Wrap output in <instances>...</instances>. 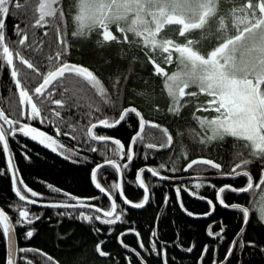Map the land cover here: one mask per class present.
I'll return each mask as SVG.
<instances>
[{
    "label": "snow or ice",
    "instance_id": "obj_1",
    "mask_svg": "<svg viewBox=\"0 0 264 264\" xmlns=\"http://www.w3.org/2000/svg\"><path fill=\"white\" fill-rule=\"evenodd\" d=\"M75 10L76 14L71 17L76 24L72 38H90L95 34L102 49L117 43L126 44L127 51L121 59L132 58L135 63L139 62L136 53L143 52L145 65L152 66L150 79L160 80L154 84L145 82V89L150 92L139 94L148 109L162 113L159 101L163 99L169 105L166 113L180 117L184 123H188V119L182 115L183 111L191 110L192 121L199 125V133H188L193 144L211 147L227 138L234 139V158L229 172L222 171V162L204 156L190 159L182 170L198 173L216 170L219 176L229 175L233 180L246 178V186L236 188L223 184L216 190L217 186L210 182H197L192 185V190L183 185L174 186L173 190L180 209L193 217L194 213L182 202L181 191L196 197V190L210 187L215 191L216 202L225 209L238 210L246 224L250 219L249 207L239 203L229 205L226 198L229 190L236 194H246L250 190L255 194L254 189L264 192V0H75ZM9 15L26 18L24 28L13 26L15 39L8 34ZM67 15L70 14L65 12L62 0H0V69L8 75L11 85V95L0 96V151L7 160L0 175L11 174L12 191L18 198L9 211L0 207V240L6 241L2 264H35L34 258L25 255L27 253L43 255L47 264H60L42 250L18 247L16 228H28L22 238L31 239L37 230L30 226L42 220L43 212L33 213L32 205L42 209H63L57 211V217L80 222L97 221L113 226L123 219L111 195L108 196L110 210H105L93 202L101 200V196L77 197L50 183L47 184L51 194L48 202L41 203L46 198L20 178L10 141L17 137L29 139L65 160L82 164L87 163L89 157L81 158V148L66 147L61 137L87 147L89 152L102 158L101 163L91 167L90 180L95 189L105 195L109 191L115 194L122 186L119 182L112 183L106 190L101 178L107 180L128 170L139 155L137 148L159 151L176 143L170 126L146 119L145 114L131 103L125 106L119 79L111 83L110 90L89 67L69 61L71 43L63 23ZM197 34L198 39L192 38ZM201 95L206 97L202 104ZM133 120L135 124L129 122ZM37 121L51 127L54 134L33 126ZM125 124L134 133L127 147L121 139L97 131L100 127L113 129ZM184 135L180 132L178 138L182 141ZM19 147L25 159L30 160L27 145ZM201 151H204L203 147ZM186 155H191L187 149L179 158L170 157L169 162L173 165L170 170L177 171V159H184ZM147 158L145 153L144 159ZM257 161L261 175L259 182L254 183L250 166ZM165 167L163 162L158 167H140L134 177V186L143 191V197L139 202L124 198L123 205L145 208L150 203V187L142 174L169 180L171 177L160 171ZM58 195L64 199L57 200ZM119 195L124 196V193L121 191ZM198 198L206 199L203 195ZM169 199L165 193L164 203ZM206 202L210 210L196 218L214 214L216 204L212 199H206ZM255 209L264 221V196ZM217 223L223 225V221L213 222L206 229L207 236L214 241L224 239L227 231L226 226L216 230ZM244 231L242 228L240 235ZM133 232L135 229L129 226L120 233L118 242L122 243L120 238ZM135 234L139 236L138 232ZM150 236L156 237L157 232L152 231ZM103 244L104 241H100L95 246L99 256L109 255L103 251ZM237 244L241 249L246 246L234 239L226 260L235 253ZM140 247L145 245L141 243ZM161 247L166 250V245ZM211 247L204 246L201 264ZM150 251L159 255L156 243H151ZM186 251L193 252L194 245ZM164 264H167L166 260Z\"/></svg>",
    "mask_w": 264,
    "mask_h": 264
},
{
    "label": "trees",
    "instance_id": "obj_2",
    "mask_svg": "<svg viewBox=\"0 0 264 264\" xmlns=\"http://www.w3.org/2000/svg\"><path fill=\"white\" fill-rule=\"evenodd\" d=\"M62 6L65 12L70 14L65 17L63 22L68 29L71 43L69 61L89 67L110 90L111 83L119 79V87L125 106L131 103L145 114L146 119H153L164 126H170V132L177 138L176 143L165 150L157 151L137 148L139 155L135 162L121 174V191L124 193V198L132 202H139L142 199L143 191L138 186H134L135 174L142 166L158 167L163 162L166 167L160 170L162 175L165 174V176L171 177L174 181L152 178L147 173L142 174V178L145 179L146 184L150 187V203L143 209H134L123 205L124 199L119 195L118 190H116L115 194L109 191L108 194L113 195L112 197L118 205L119 213L123 215L122 221L118 225L113 226L103 225L97 221L89 223L69 218L61 219L56 216V213L57 211H63V209H42L39 206L32 205L30 206L31 211L37 214L43 212V217L41 221L35 222L34 225L30 226L37 230L31 239L22 238L28 228H16L18 247L30 246L37 250H42L43 253L53 256L60 264H145V262L146 264H164L165 260L167 264H201L200 257L204 246L211 245V249L205 254L206 259H204L203 264H214V261L219 264L224 261L231 242L244 222L242 213L238 210L225 209L220 206L215 200V191L210 187H206L196 190V196L203 195L206 199H212L214 204H216L214 214L207 218L189 217L180 209L173 189L174 186L183 185L192 190V185L197 182H210V184L217 186L216 190L223 184H229L236 188L246 186L247 180L244 177H239L235 180L232 177H223L222 179L214 178L195 181L185 179V177L192 174H217V171L198 173L194 170H189V172L182 170V166L189 162L190 159L204 156L217 162H222L224 165L222 171L225 173L229 172L230 163L234 158V139L227 138L225 141L215 143L211 147L193 144L188 133L189 131L199 133V125L192 121L191 110L185 109L183 111L182 115L188 119V123H184L180 117H174L166 113L169 105L163 99L159 101L162 113L151 111L141 102L139 94L146 91L150 92V90L145 89V82L148 84L160 82L159 78L150 79L152 66L150 64L145 65L146 57L143 52L136 53L139 62L135 63L132 58L121 59V55L127 51L128 46L126 44L120 45L117 43L109 49H102L97 43L95 34H92L90 38H72L71 32L76 30V24L71 20V17L76 14L75 0H62ZM25 19L23 15H9L7 18L8 34L12 39H15L12 36L13 26L19 25L20 28H24ZM129 69H131V73ZM8 80V75L4 70L0 69V96L8 97L11 95V85ZM193 103L195 105L196 102L194 101ZM197 114L211 115V113ZM129 122L135 124V120ZM177 124H179V128H177ZM33 126L41 127V130L47 128L40 125L38 121ZM97 131L98 134H106L113 138L121 139L126 147L131 135L134 134L132 129L127 127V124L113 129L100 127ZM180 132L185 134L182 141L178 138ZM62 139L66 138L62 137ZM21 144L27 145L30 160H26L22 155V149L19 147ZM75 145L81 148V158L84 156L89 157L87 163H72L71 160H65L39 144L21 137L10 141V148L13 151L14 162L18 168L20 178L24 180L28 187L41 193L46 198L41 202H48L47 198L51 194L50 190L47 189V184L50 183L54 187H58L77 197L101 196V200L93 202L104 207V209L110 210L111 201L108 196L99 193V190L95 189L90 180L91 167L94 166V163H101L102 158L96 153L89 152L87 147L77 143ZM202 147L204 151H201ZM185 149L191 155H186L184 159H177L175 166L178 170L172 172L169 170L173 167L169 162V158H179ZM145 153H147V159H144ZM6 163V158L3 152L0 151V173L6 168ZM259 170H261L259 161L250 166V173L253 174L254 178L260 177L261 172L256 176ZM117 180L118 174L115 177H109L107 180L101 178V183L108 190L112 183H117ZM165 193L170 198L168 203H164ZM254 193L253 190H250L246 194H236L231 193L229 190L226 202L229 205L239 203L242 206L249 207L250 219L245 231L237 240L246 246L241 249L237 244L235 253L222 264H264V224L257 216L255 209V205L261 196V190L254 189ZM17 199L12 191L10 174L0 175V207H4L6 211H9L10 207L16 205ZM63 199V196H57V200ZM181 199L185 208L193 212L194 216L204 214L210 210L205 200L193 198L186 191H181ZM85 211L87 213V210ZM9 214L11 216V213ZM14 219L15 217H13V222ZM218 221H223V225L217 223L216 230L221 226H226L227 231L224 239L214 241L207 236L206 229L210 223ZM129 226L135 229V232L121 237L122 243L118 242L120 233L125 232ZM93 229H100V231L97 233ZM152 231L157 232L156 237L150 236ZM136 232L139 233V236L135 234ZM100 241H104L103 251L109 253V255L99 256L96 253L95 246ZM141 243L145 245L144 248L140 247ZM151 243L157 244L159 255L150 251ZM124 245H128V247L126 248ZM162 245H166V250L161 247ZM192 245H194V251L191 253L187 252V247ZM5 248V241L0 240V264H2ZM137 253H139V256ZM25 255L28 258H34L35 264H47L43 255H37V253H27Z\"/></svg>",
    "mask_w": 264,
    "mask_h": 264
},
{
    "label": "water",
    "instance_id": "obj_3",
    "mask_svg": "<svg viewBox=\"0 0 264 264\" xmlns=\"http://www.w3.org/2000/svg\"><path fill=\"white\" fill-rule=\"evenodd\" d=\"M21 138H22V137H21ZM23 139H25V138H23ZM26 140H29V139H26ZM29 141H31V140H29ZM34 143H35V142H34ZM6 162H7V160H6ZM10 176H11V174H10ZM216 177H218V176H216ZM223 177H224V178H228V177H231V176H229V175H225V176H223ZM210 178H214V176L195 175V176L185 177V179H210ZM166 181H174V180H173V179H169V180H166ZM117 182L121 183V174H118V180H117ZM118 192L120 193L121 190L119 189ZM186 192H188V191H186ZM188 193H189V192H188ZM107 196H109V194H107ZM121 197L124 199V196H121ZM191 197H193V196H191ZM193 198H196V199H198V200H201V199H199L197 196H196V197H193ZM205 201H206V199H205ZM36 206H38V205H36ZM202 215H203V214H201V215H197V216H202ZM197 216H193V217H197ZM247 223H248V222H247ZM247 223L245 224V223L243 222L242 227L240 228L239 232H238V233L236 234V236L234 237L235 240H238V238L240 237L241 229H242V228L245 229ZM234 239H233V240H234ZM5 247H6V241H5ZM225 261H226V259H224V261L220 262L219 264H222V263L225 262Z\"/></svg>",
    "mask_w": 264,
    "mask_h": 264
},
{
    "label": "flooded vegetation",
    "instance_id": "obj_4",
    "mask_svg": "<svg viewBox=\"0 0 264 264\" xmlns=\"http://www.w3.org/2000/svg\"><path fill=\"white\" fill-rule=\"evenodd\" d=\"M36 127V126H35ZM45 127V126H44ZM48 128H50L49 130H47ZM43 131H47V132H49V134H54V132H53V129L51 128V127H47L45 130H43ZM66 139H62V137H61V141L62 142H65V146L66 147H78V146H76L75 145V143L76 142H74V141H70L69 140V138L68 137H65ZM29 141V140H28ZM32 142V141H31ZM37 144V143H36ZM261 172V170H259L257 173H256V176H258V174ZM251 175H253L252 173H250ZM192 175H195V174H192ZM199 175V174H198ZM205 175V174H204ZM261 175V174H260ZM206 176H214V178H218V179H222L223 178V176H219L218 174H207ZM216 176H218V177H216ZM255 176V175H254ZM214 178H210V179H214ZM259 179H260V177H256V178H254V183H257V182H259ZM261 194L263 195V192H261ZM257 216L260 218V215H259V213L257 212ZM261 222L262 223H264V221H262L261 220Z\"/></svg>",
    "mask_w": 264,
    "mask_h": 264
},
{
    "label": "rangeland",
    "instance_id": "obj_5",
    "mask_svg": "<svg viewBox=\"0 0 264 264\" xmlns=\"http://www.w3.org/2000/svg\"><path fill=\"white\" fill-rule=\"evenodd\" d=\"M197 37V38H196ZM196 37L194 36L193 38L194 39H198V34L196 35ZM201 100H200V103L202 104L203 102H204V100L206 99V97L205 96H203V95H201ZM211 115H213V113H211ZM261 196H264V192H263V195L261 194ZM261 196H260V198H261ZM260 198H259V200L257 201V204H258V202L260 201Z\"/></svg>",
    "mask_w": 264,
    "mask_h": 264
},
{
    "label": "bare ground",
    "instance_id": "obj_6",
    "mask_svg": "<svg viewBox=\"0 0 264 264\" xmlns=\"http://www.w3.org/2000/svg\"><path fill=\"white\" fill-rule=\"evenodd\" d=\"M114 52V51H113ZM112 68V67H111ZM41 128V127H40ZM116 130V129H115ZM120 130V129H119ZM104 132V131H103ZM101 134V133H100ZM62 140V139H61ZM60 156V155H59ZM62 157V156H61ZM63 158V157H62ZM170 170V169H169ZM173 172V171H172ZM163 175H165V174H163ZM196 181V180H195ZM192 189V188H191ZM113 196V195H112ZM105 210H107V209H105ZM109 227V226H108ZM110 229V228H109Z\"/></svg>",
    "mask_w": 264,
    "mask_h": 264
}]
</instances>
